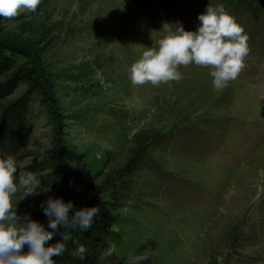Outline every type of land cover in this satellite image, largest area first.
Instances as JSON below:
<instances>
[{
    "label": "rangeland",
    "instance_id": "obj_1",
    "mask_svg": "<svg viewBox=\"0 0 264 264\" xmlns=\"http://www.w3.org/2000/svg\"><path fill=\"white\" fill-rule=\"evenodd\" d=\"M209 3H223L247 34L249 52L237 78L217 90L210 69L190 63L179 66V81L133 84L130 65L164 35L163 24L195 30ZM258 8L252 0H40L34 12L0 16V40L14 50L15 64L37 67L49 93L45 104L34 102L23 145L8 141L0 151L50 187L25 198L18 191L17 214L47 226L40 202L48 196L77 207L90 198L70 197L50 174L59 150L76 148L98 188L135 166L124 206L104 207L90 226L92 238L109 244L115 264H131L144 252L142 264H264V10ZM32 94L38 95L34 87L19 85L7 100Z\"/></svg>",
    "mask_w": 264,
    "mask_h": 264
},
{
    "label": "clouds",
    "instance_id": "obj_2",
    "mask_svg": "<svg viewBox=\"0 0 264 264\" xmlns=\"http://www.w3.org/2000/svg\"><path fill=\"white\" fill-rule=\"evenodd\" d=\"M40 0H0V16H15L20 9L36 11ZM201 22L195 30H186L181 22L164 23L162 35L154 46L143 50L139 59L130 65V79L135 85L151 82L179 81L183 73L179 66L190 63L210 69L212 87L222 89L235 80L244 67V57L249 52L247 34L223 3L208 4L198 14ZM18 167L20 168L17 173ZM20 192L28 196L47 193L50 187L42 186L37 175L24 170L15 156L0 155V264H56L53 256H62L66 251V235L54 245L47 243L60 227L89 229L99 212L97 206L74 209L71 200L61 196H48L40 202L47 219L44 223L29 214L18 215L12 197ZM51 229V231L49 230ZM70 251L73 257L84 260L87 249L84 244ZM26 247V250H25ZM112 250L106 249L97 258L104 264ZM149 258L147 252L132 256L131 264H142Z\"/></svg>",
    "mask_w": 264,
    "mask_h": 264
},
{
    "label": "trees",
    "instance_id": "obj_3",
    "mask_svg": "<svg viewBox=\"0 0 264 264\" xmlns=\"http://www.w3.org/2000/svg\"><path fill=\"white\" fill-rule=\"evenodd\" d=\"M231 1V0H230ZM234 1V0H232ZM239 2H250V0H237ZM252 4L259 10H264V0H252ZM14 50L5 41L0 40V151L8 141H14L17 147L24 143L26 135L30 132L33 118L32 107L36 100L43 102L49 96L48 90L43 83L40 71L35 66L25 65L18 67L15 64ZM19 85H29L34 87V95L24 97L15 101H8L7 97L13 93ZM35 97V98H34ZM56 162L51 163L54 171L51 175L57 174L58 182L62 190L70 197L77 199L90 198L79 207L74 205V209L97 206L99 211L110 205L112 208L124 206V202L134 191V178L137 176L135 166L129 167L124 172L119 171L108 177L101 188L96 183V175L93 174L90 166L85 160L82 152L76 148H65L59 150ZM35 170H44L43 166L36 167ZM50 175V176H51ZM42 186L45 187V180ZM97 214L94 217V221ZM93 221V222H94ZM51 231V229H49ZM61 233L66 235V251L62 256H53L56 264H97V258L102 251L109 249V244L104 240L92 238L94 236L91 227L83 231L79 228L60 227L47 243L55 244L62 239ZM76 241L85 245L87 252L84 260L73 257L70 251L76 247ZM114 256V253H112ZM104 264H115L108 256Z\"/></svg>",
    "mask_w": 264,
    "mask_h": 264
},
{
    "label": "bare ground",
    "instance_id": "obj_4",
    "mask_svg": "<svg viewBox=\"0 0 264 264\" xmlns=\"http://www.w3.org/2000/svg\"><path fill=\"white\" fill-rule=\"evenodd\" d=\"M243 167V166H242Z\"/></svg>",
    "mask_w": 264,
    "mask_h": 264
}]
</instances>
